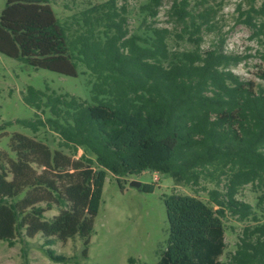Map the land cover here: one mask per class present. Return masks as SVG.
<instances>
[{
	"label": "trees",
	"instance_id": "1",
	"mask_svg": "<svg viewBox=\"0 0 264 264\" xmlns=\"http://www.w3.org/2000/svg\"><path fill=\"white\" fill-rule=\"evenodd\" d=\"M257 1L243 0L238 9L253 34L264 37V3L257 7ZM161 2L150 0L142 9L156 17ZM200 5L197 10L189 0L173 2L171 16L183 26L179 33L146 18L144 28L132 32L128 5H119L118 0L87 2L64 22L56 19L50 25L29 22L14 25L13 31L5 23L13 40L15 32L17 39L23 34L18 27L42 26L66 56L53 61H69L74 69L82 65L90 75V101L28 85L22 100L34 115L15 122L34 133L47 129L63 147L82 150L85 163L95 168L87 192L89 217L99 212L108 173L121 181L150 169L207 194L208 201L176 192L165 195L168 244L154 264H264V217L238 197L248 184L264 188V85L234 72L232 66L241 57L226 50L224 38L202 48V32L213 30L215 9ZM172 34L179 39L188 35L194 48L172 49ZM17 59L30 64L23 56ZM141 190L152 192L154 186L142 184ZM263 201L264 194L257 208ZM1 206L9 207L15 232L24 240L23 212L17 201L0 197ZM228 216L252 224L244 226L235 251L223 262L227 247L223 220ZM84 227L80 221L77 232L86 238ZM54 244L55 238L46 239V255L69 263L72 258L57 254Z\"/></svg>",
	"mask_w": 264,
	"mask_h": 264
},
{
	"label": "rangeland",
	"instance_id": "2",
	"mask_svg": "<svg viewBox=\"0 0 264 264\" xmlns=\"http://www.w3.org/2000/svg\"><path fill=\"white\" fill-rule=\"evenodd\" d=\"M105 0H54L51 4L23 0H0V197H12L23 212L25 238L14 229L12 212L0 207V264H154L168 244V219L165 195L176 192L196 195L208 201L205 192H195L190 186L175 184L168 175L147 169L121 178L111 173L105 179L99 212L86 214L88 194L95 168L85 163L82 150L72 152L60 144V138L42 128L34 133L15 121L32 118L35 110L22 100L28 85L57 93H69L91 100L90 75L80 65L74 69L66 56L56 49L55 40L43 27L27 24L22 35L13 34L15 26L36 22L50 25L56 19L64 22L73 13ZM175 0H162L158 15L151 17L142 6L150 0H118L129 8V28L136 32L144 28L143 20L166 27L173 33L183 26L171 16ZM179 1V0H177ZM192 9L201 2L215 9L213 30L203 29L202 48L206 49L225 39L226 50L241 57L232 69L241 78L264 85V37L255 36L241 21L238 6L243 0H189ZM264 0H258L260 7ZM200 5V6H199ZM68 6V7H67ZM49 7V12L42 10ZM245 7V4H243ZM13 24V25H12ZM37 28V29H36ZM15 29V30H14ZM19 31V30H18ZM21 34V33H19ZM185 39H169L172 49H193ZM25 57L30 64L17 58ZM55 59H62L53 61ZM47 61H53L51 63ZM13 122L6 125L7 122ZM154 186L152 192L131 186V181ZM213 187V184H208ZM64 198L60 203L55 193ZM87 194V196H86ZM264 188L252 184L244 186L238 197L251 203L257 214L264 217V201L257 208ZM215 208L216 205L212 204ZM84 221L83 233L77 225ZM227 247L221 260L226 262L235 251L239 235L251 221L241 222L234 217L224 218ZM55 238L51 247L57 254L71 257L69 263L55 262L45 253V241Z\"/></svg>",
	"mask_w": 264,
	"mask_h": 264
},
{
	"label": "water",
	"instance_id": "3",
	"mask_svg": "<svg viewBox=\"0 0 264 264\" xmlns=\"http://www.w3.org/2000/svg\"><path fill=\"white\" fill-rule=\"evenodd\" d=\"M131 186L136 187L138 189H141L142 183L140 181L133 180V181H131Z\"/></svg>",
	"mask_w": 264,
	"mask_h": 264
}]
</instances>
